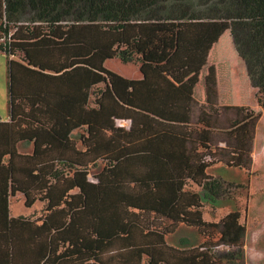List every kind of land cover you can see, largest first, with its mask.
Returning a JSON list of instances; mask_svg holds the SVG:
<instances>
[{"label": "rangeland", "instance_id": "374dc122", "mask_svg": "<svg viewBox=\"0 0 264 264\" xmlns=\"http://www.w3.org/2000/svg\"><path fill=\"white\" fill-rule=\"evenodd\" d=\"M25 27L20 23L9 32L8 57L0 53V123L14 115L32 136L17 143L9 168L0 164V182L12 179L20 191L10 197L13 215L42 214L41 202L26 208L23 198L40 180L39 164L82 163L104 148L90 138L87 149L78 150L59 125L77 122L69 133L74 139L86 136L90 124L101 125L117 139L125 140L126 132L128 143L170 132L187 139L188 189L202 194L203 181L217 176L241 186L214 204L203 199L210 247L240 250L238 260L211 264H264V111L244 83L227 22L128 23L118 32L99 24L59 25L52 34L34 24L32 35ZM122 49L134 62H120ZM91 86L105 90L97 108L87 111ZM182 237L200 240L182 226L167 240L177 245Z\"/></svg>", "mask_w": 264, "mask_h": 264}, {"label": "trees", "instance_id": "16d2710c", "mask_svg": "<svg viewBox=\"0 0 264 264\" xmlns=\"http://www.w3.org/2000/svg\"><path fill=\"white\" fill-rule=\"evenodd\" d=\"M197 21L228 23L256 104L264 111V0H0V53L9 54L8 34L20 23L32 35L34 24L52 34L59 25L99 24L118 32L128 23ZM118 58L134 62L127 50H119ZM93 86L87 111L97 108L105 90ZM11 118L0 123V164L6 169L17 143L32 140L23 120ZM76 123L59 126L78 150H86L90 138L104 148L82 163L56 159L39 164L40 180L23 198L26 208L43 204L40 216H11L9 197L20 191L12 179L0 182V264H211L239 259V248L210 247L203 199L214 204L241 186L217 176L203 181L202 194L188 189L184 136L162 131L128 143L126 132L125 140L117 139L101 125L90 124L86 136L74 139L69 133ZM180 226L195 231L199 242L182 237L177 245L170 244L167 237Z\"/></svg>", "mask_w": 264, "mask_h": 264}, {"label": "crops", "instance_id": "0c3cea01", "mask_svg": "<svg viewBox=\"0 0 264 264\" xmlns=\"http://www.w3.org/2000/svg\"><path fill=\"white\" fill-rule=\"evenodd\" d=\"M243 66V65H242ZM243 73H244V83L247 85V86H249L250 87V89H251V91H254L252 88H251V86H250V84H249V81H248V79H247V77H246V72H245V67L243 66ZM199 99V98H198ZM197 99V100H198ZM203 100V99H202ZM211 100H214V99H211ZM221 106H226V104H221V103H219ZM205 108H206V106H205ZM207 109V108H206ZM208 110V109H207ZM2 119L0 118V121H1ZM7 119H5L4 121H6ZM187 140V139H186ZM187 150H188V148H187ZM186 161H187V157H186ZM186 167V166H185ZM11 201H12V199L9 197V210H10V204H11ZM10 215L11 216H13V217H16V216H19V215H13L12 214V212H11V210H10ZM20 216H23V215H20Z\"/></svg>", "mask_w": 264, "mask_h": 264}, {"label": "built area", "instance_id": "2783aa9c", "mask_svg": "<svg viewBox=\"0 0 264 264\" xmlns=\"http://www.w3.org/2000/svg\"><path fill=\"white\" fill-rule=\"evenodd\" d=\"M124 122H125V121H117V125H120V124H121V126L123 127V126H124ZM125 127L128 128L129 125H127V126H125Z\"/></svg>", "mask_w": 264, "mask_h": 264}]
</instances>
